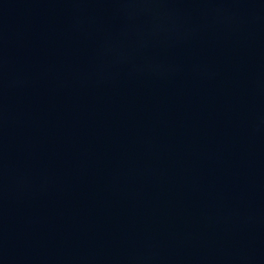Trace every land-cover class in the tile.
Instances as JSON below:
<instances>
[{
  "label": "water",
  "instance_id": "obj_1",
  "mask_svg": "<svg viewBox=\"0 0 264 264\" xmlns=\"http://www.w3.org/2000/svg\"><path fill=\"white\" fill-rule=\"evenodd\" d=\"M0 264H264V0H0Z\"/></svg>",
  "mask_w": 264,
  "mask_h": 264
}]
</instances>
